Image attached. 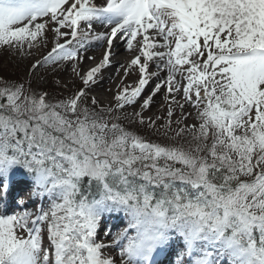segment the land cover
<instances>
[{
  "label": "snow or ice",
  "instance_id": "obj_1",
  "mask_svg": "<svg viewBox=\"0 0 264 264\" xmlns=\"http://www.w3.org/2000/svg\"><path fill=\"white\" fill-rule=\"evenodd\" d=\"M0 51L34 60L0 77V264H264V0H0Z\"/></svg>",
  "mask_w": 264,
  "mask_h": 264
},
{
  "label": "rangeland",
  "instance_id": "obj_2",
  "mask_svg": "<svg viewBox=\"0 0 264 264\" xmlns=\"http://www.w3.org/2000/svg\"><path fill=\"white\" fill-rule=\"evenodd\" d=\"M100 45L97 44H93L91 45V47L89 48V51L91 50H95L99 47ZM122 47V46H121ZM124 48V46L122 47ZM125 50V49H123ZM99 58V57H98ZM127 60V57L124 58V62ZM34 62V60H26V61H21L16 57L10 56L7 52L4 51H0V65H2V67H0V77L6 78L10 81H15L18 79H29V75H28V65ZM87 67H89L87 65ZM63 74H68L66 71H59L56 73H53L51 71L50 68L45 67V68H41L39 69V71L37 72V77L43 76L44 77V81H43V86L54 91V92H60V93H64L65 95L71 93L72 91H74L76 88L82 87L80 80L78 77H76L75 75L73 76L72 73L68 76V78H65ZM123 76V72L120 73V75H118V77L115 79L114 84L117 83V81L121 82V77ZM137 79V76L135 74L129 76L128 78H126L124 80L125 84H132L135 80ZM53 80V82H52ZM113 84L111 91L108 92H104L105 95H99L96 94L94 91L90 92L91 96H95L101 103L107 105L109 103V101L111 100L113 94L115 93L117 86L114 87L115 85ZM120 84V83H119ZM162 97V95H161ZM163 105V97L161 98V101L159 102V107L154 110L151 111L149 113H147V115H153V114H160V112L158 110L161 109ZM138 109V106H137ZM133 109L129 108L127 111L131 112ZM113 219V218H112ZM116 223V227L121 224V221L118 219H114L112 220ZM104 226L105 224H103L102 230L100 232V238L104 239ZM111 227V226H110ZM116 249H112L113 254H115Z\"/></svg>",
  "mask_w": 264,
  "mask_h": 264
},
{
  "label": "bare ground",
  "instance_id": "obj_3",
  "mask_svg": "<svg viewBox=\"0 0 264 264\" xmlns=\"http://www.w3.org/2000/svg\"><path fill=\"white\" fill-rule=\"evenodd\" d=\"M121 46L123 47L121 42L117 41L116 45L114 46V48L112 50L113 51V56H112V64H113V66L112 67H108L105 70H103V73H102V77L103 78H102V80L100 81L99 84H97L91 90V91H94L96 94L105 95L104 92H108L109 89L112 88L115 79L122 72L121 71L119 74H117L116 66L118 64H120V63H125L126 62V61L124 62L123 60H124L125 57H128V53L125 50H123L124 48H122ZM104 50H105V47L100 45L97 49L88 51L86 55L95 56L96 57V61H89V60L85 59V61L80 65V68L83 71H86L90 66H92L95 62H97L102 57ZM87 65L89 67H87ZM0 67H2V65H0ZM64 71H66L68 73V74H63L65 78H68V76H66V75H69L71 73H72L73 76L75 75L72 72L71 65H68ZM52 82H53V80H52ZM119 83H120V81H117V83L114 84L115 85L114 87H116ZM161 98H162L161 96H157L156 97V104L153 106L151 111H154V110H156L159 107V102L161 101ZM22 187L23 186H21V189H22Z\"/></svg>",
  "mask_w": 264,
  "mask_h": 264
}]
</instances>
